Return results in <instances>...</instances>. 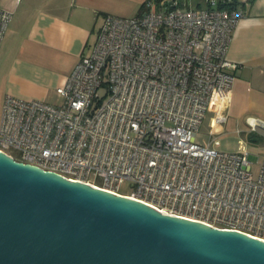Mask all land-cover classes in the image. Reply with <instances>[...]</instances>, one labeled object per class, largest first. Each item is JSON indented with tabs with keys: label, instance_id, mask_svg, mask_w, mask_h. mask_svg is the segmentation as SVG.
<instances>
[{
	"label": "built area",
	"instance_id": "2783aa9c",
	"mask_svg": "<svg viewBox=\"0 0 264 264\" xmlns=\"http://www.w3.org/2000/svg\"><path fill=\"white\" fill-rule=\"evenodd\" d=\"M249 2L144 0L133 16L104 15L56 87L60 102L5 95L0 151L168 216L264 240V158L254 177L242 140L234 151L216 147L238 67L226 53ZM11 18L0 8V44ZM212 105L202 145L196 136ZM247 119L250 131H264ZM126 181L132 188L121 193Z\"/></svg>",
	"mask_w": 264,
	"mask_h": 264
},
{
	"label": "water",
	"instance_id": "95a60500",
	"mask_svg": "<svg viewBox=\"0 0 264 264\" xmlns=\"http://www.w3.org/2000/svg\"><path fill=\"white\" fill-rule=\"evenodd\" d=\"M0 264H264V240L0 151Z\"/></svg>",
	"mask_w": 264,
	"mask_h": 264
},
{
	"label": "crops",
	"instance_id": "0c3cea01",
	"mask_svg": "<svg viewBox=\"0 0 264 264\" xmlns=\"http://www.w3.org/2000/svg\"><path fill=\"white\" fill-rule=\"evenodd\" d=\"M143 2L0 0V8L12 11L0 44L1 94L60 102L56 87L64 84L81 54L92 46L102 17L133 16ZM244 8L226 53L238 67L222 130L229 120L237 128H249L247 118L264 123V0H250ZM210 110L209 124L213 105ZM257 133L250 131L249 136Z\"/></svg>",
	"mask_w": 264,
	"mask_h": 264
},
{
	"label": "rangeland",
	"instance_id": "374dc122",
	"mask_svg": "<svg viewBox=\"0 0 264 264\" xmlns=\"http://www.w3.org/2000/svg\"><path fill=\"white\" fill-rule=\"evenodd\" d=\"M88 52L85 51V53ZM3 98L4 96L1 94L0 91V120H1V112H2V105H3ZM56 100V99H55ZM55 100L52 101H46L49 103L56 102ZM45 101V100H44ZM59 101V100H58ZM207 113L202 119V123L200 126L199 132H197V141L199 143L206 144L209 139V116L213 112L210 110V107L207 108ZM256 131H258L257 134H255L254 137H250L249 132L250 128H237L236 125H232L230 120L227 122V125L225 129L221 132L220 135L217 137L219 138V144H217V148L220 150L225 151H234L238 148V143L240 140H242L247 148V150L250 152L248 155L250 160H252V171L254 177L258 174V167L260 165L261 160L264 158V131L262 128H258ZM262 134H260V133ZM9 152H11L13 155L17 156V152L14 149H10ZM97 182H99V179H97ZM132 188V184L130 182H123L119 191L121 193H129Z\"/></svg>",
	"mask_w": 264,
	"mask_h": 264
}]
</instances>
